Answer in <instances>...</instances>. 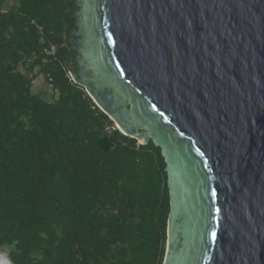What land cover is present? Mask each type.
I'll use <instances>...</instances> for the list:
<instances>
[{
	"label": "water",
	"instance_id": "95a60500",
	"mask_svg": "<svg viewBox=\"0 0 264 264\" xmlns=\"http://www.w3.org/2000/svg\"><path fill=\"white\" fill-rule=\"evenodd\" d=\"M73 80L166 161L163 264H264V0H75Z\"/></svg>",
	"mask_w": 264,
	"mask_h": 264
},
{
	"label": "trees",
	"instance_id": "16d2710c",
	"mask_svg": "<svg viewBox=\"0 0 264 264\" xmlns=\"http://www.w3.org/2000/svg\"><path fill=\"white\" fill-rule=\"evenodd\" d=\"M74 2L0 1L5 264H163L171 209L166 161L152 140L124 134L71 78ZM38 75L51 99L33 91Z\"/></svg>",
	"mask_w": 264,
	"mask_h": 264
},
{
	"label": "rangeland",
	"instance_id": "374dc122",
	"mask_svg": "<svg viewBox=\"0 0 264 264\" xmlns=\"http://www.w3.org/2000/svg\"><path fill=\"white\" fill-rule=\"evenodd\" d=\"M1 1V0H0ZM16 0H4V4L6 7L10 6L11 4L15 3ZM33 91L35 93L41 94V96L45 99L52 98V90L47 86L46 80L43 75H38L33 82ZM116 127L117 124H115ZM7 253L8 249L0 248V264H5L7 261Z\"/></svg>",
	"mask_w": 264,
	"mask_h": 264
},
{
	"label": "built area",
	"instance_id": "2783aa9c",
	"mask_svg": "<svg viewBox=\"0 0 264 264\" xmlns=\"http://www.w3.org/2000/svg\"><path fill=\"white\" fill-rule=\"evenodd\" d=\"M56 51V47L55 46H51L50 50L48 51V54L52 55L54 54ZM71 78H72V73L70 74ZM73 79V78H72Z\"/></svg>",
	"mask_w": 264,
	"mask_h": 264
},
{
	"label": "flooded vegetation",
	"instance_id": "af4514ba",
	"mask_svg": "<svg viewBox=\"0 0 264 264\" xmlns=\"http://www.w3.org/2000/svg\"><path fill=\"white\" fill-rule=\"evenodd\" d=\"M71 48V47H70ZM73 58H74V56H73ZM74 61H75V59H74ZM76 63V62H75ZM76 70V69H75Z\"/></svg>",
	"mask_w": 264,
	"mask_h": 264
}]
</instances>
